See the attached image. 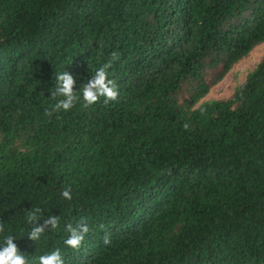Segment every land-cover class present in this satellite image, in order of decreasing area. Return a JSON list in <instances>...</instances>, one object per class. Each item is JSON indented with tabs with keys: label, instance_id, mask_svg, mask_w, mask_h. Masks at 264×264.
I'll return each mask as SVG.
<instances>
[{
	"label": "trees",
	"instance_id": "trees-1",
	"mask_svg": "<svg viewBox=\"0 0 264 264\" xmlns=\"http://www.w3.org/2000/svg\"><path fill=\"white\" fill-rule=\"evenodd\" d=\"M262 44L264 0H0V240L30 264H264V58L204 101ZM108 61L115 101L47 114L57 72L82 90Z\"/></svg>",
	"mask_w": 264,
	"mask_h": 264
},
{
	"label": "clouds",
	"instance_id": "clouds-1",
	"mask_svg": "<svg viewBox=\"0 0 264 264\" xmlns=\"http://www.w3.org/2000/svg\"><path fill=\"white\" fill-rule=\"evenodd\" d=\"M112 61L104 63L102 66L96 68L95 73L92 75L90 81L83 85L82 90H74V77L66 70L56 73V88L52 92V97H59L56 102L47 110L49 116L52 113H59L61 110L67 112L81 99L84 102V106H91L101 100L104 104H108L110 101H115L119 95L118 88L111 78H109V69L111 68ZM187 129L189 125L184 124ZM62 196L65 199L70 200L71 193L68 189L62 191ZM41 209L39 207L35 209H28L27 221L32 225L31 230L28 232V238L37 241L41 238L45 232V227L38 224L41 218ZM47 223H50L53 228H56L59 224L58 217H51ZM88 226L86 223H81L79 227H70V235L64 240V244L72 249H77L85 238V234L88 232ZM14 235H7L0 240V264H30L27 259V255L22 253L18 249V245ZM107 237H105V243H107ZM38 264H63L60 249H55L50 253L40 255L38 257Z\"/></svg>",
	"mask_w": 264,
	"mask_h": 264
},
{
	"label": "rangeland",
	"instance_id": "rangeland-1",
	"mask_svg": "<svg viewBox=\"0 0 264 264\" xmlns=\"http://www.w3.org/2000/svg\"><path fill=\"white\" fill-rule=\"evenodd\" d=\"M262 58H264V44L256 47L249 57L243 59L235 65L226 78L217 86L212 88L211 92L204 99V101L230 98L236 87L246 80L249 73L256 68Z\"/></svg>",
	"mask_w": 264,
	"mask_h": 264
}]
</instances>
